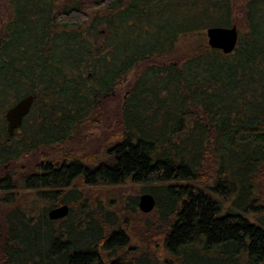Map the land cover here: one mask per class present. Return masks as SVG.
Wrapping results in <instances>:
<instances>
[{
    "label": "trees",
    "instance_id": "trees-1",
    "mask_svg": "<svg viewBox=\"0 0 264 264\" xmlns=\"http://www.w3.org/2000/svg\"><path fill=\"white\" fill-rule=\"evenodd\" d=\"M0 264H264V0H0Z\"/></svg>",
    "mask_w": 264,
    "mask_h": 264
},
{
    "label": "water",
    "instance_id": "water-1",
    "mask_svg": "<svg viewBox=\"0 0 264 264\" xmlns=\"http://www.w3.org/2000/svg\"><path fill=\"white\" fill-rule=\"evenodd\" d=\"M207 42L213 48L221 49L225 53L231 52L238 41V30L235 24L231 26H211L206 29ZM35 99L34 94H27L17 100L5 111L7 121V131L10 135L19 128L23 118L29 112ZM155 206V198L151 193H142L139 196L138 207L143 212L151 211ZM69 212V205L62 203L48 210V216L51 219H60Z\"/></svg>",
    "mask_w": 264,
    "mask_h": 264
},
{
    "label": "rangeland",
    "instance_id": "rangeland-1",
    "mask_svg": "<svg viewBox=\"0 0 264 264\" xmlns=\"http://www.w3.org/2000/svg\"><path fill=\"white\" fill-rule=\"evenodd\" d=\"M239 3L244 1V0H238ZM233 25V24H232ZM236 25V24H235ZM118 98L115 96V98L111 99V104H114L117 102ZM97 130L96 129H90V130H85L80 134L79 136H74L71 135L68 139L69 142L65 143V146L68 148H75V152L77 154H85L87 151L93 152L95 151L94 148V143L97 141ZM54 154V155H53ZM51 156H58L60 153H53ZM145 188L142 187L139 184L131 183L130 181H127L124 185L119 187V190L113 189V190H108L105 193V196L101 197L102 201V206L105 208V203L107 204L108 201H111L113 203L114 200L117 201V203L123 202L129 207H135L137 209V212L140 213V209L138 207V202L137 204H134L133 199L138 198L142 193H145L143 191ZM139 210V211H138ZM142 212V211H141Z\"/></svg>",
    "mask_w": 264,
    "mask_h": 264
}]
</instances>
